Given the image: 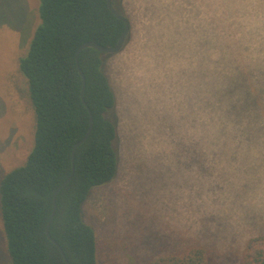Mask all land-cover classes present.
I'll list each match as a JSON object with an SVG mask.
<instances>
[{"label":"rangeland","instance_id":"374dc122","mask_svg":"<svg viewBox=\"0 0 264 264\" xmlns=\"http://www.w3.org/2000/svg\"><path fill=\"white\" fill-rule=\"evenodd\" d=\"M225 2L264 7V0L112 4L131 29L122 49L104 56L117 100L118 169L82 208L97 234L98 264H150L192 245L215 264H239L245 240L264 234V147L225 145L231 134L209 107L205 29L212 6ZM38 5L0 0V178L33 146L34 111L18 59L39 22ZM0 264H9L1 234Z\"/></svg>","mask_w":264,"mask_h":264},{"label":"trees","instance_id":"16d2710c","mask_svg":"<svg viewBox=\"0 0 264 264\" xmlns=\"http://www.w3.org/2000/svg\"><path fill=\"white\" fill-rule=\"evenodd\" d=\"M257 5L214 4L206 24L209 107L231 134L225 145L264 147V7ZM37 12L39 22L18 59L34 111L33 146L21 165L0 178L3 249L9 264H66L46 225L53 195L74 167L71 181L57 194L49 234L69 264H98L97 234L82 208L93 188L112 181L118 169L117 100L104 72L108 54L85 48L77 61L75 54L87 41L114 46L124 23L107 0H39ZM77 64L85 80L83 97ZM89 110L91 132L72 160L75 144L88 131ZM220 127L214 133L221 134ZM239 257V264H264V234L246 239ZM150 264L215 263L206 248L192 245L161 253Z\"/></svg>","mask_w":264,"mask_h":264},{"label":"water","instance_id":"95a60500","mask_svg":"<svg viewBox=\"0 0 264 264\" xmlns=\"http://www.w3.org/2000/svg\"><path fill=\"white\" fill-rule=\"evenodd\" d=\"M107 6H108V9L110 10V12L119 20H121L123 23H124V30L123 32L121 33V35L119 36L116 44L112 47H103L101 46L100 44H97L93 41H87V42H83L79 47L78 49L76 50V54H75V58H76V61H77V58H78V54L80 53L81 50L85 49V48H93L97 51H99L100 53H103V54H115V53H118L123 45H124V42L128 36V33H129V22L127 21V19L121 15L112 5V0H107ZM77 67H78V70H79V73L81 74L82 76V80H83V88H82V97H83V93H84V88H85V80H84V75L82 73V70L80 69V67L78 66L77 64ZM89 115H90V121H89V128H88V131L87 133L85 134V136L79 140L74 148H73V152H72V160L74 159V153H75V150L76 148L81 144L83 143L86 138L89 136L90 132H91V129H92V124H93V119H92V114H91V111L89 110ZM73 174H74V167H72V170H71V173L70 175L62 182V184L56 189L54 195H53V198H52V210H51V213H50V216H49V219H48V222H47V225H46V235L47 237L49 238V240L59 248L60 252L62 253V256L66 262V264H69L68 261L66 260L65 258V255L63 254L62 252V249L60 248V246L58 245V243L50 236L49 234V227H50V224L53 220V217H54V214H55V210H56V197H57V194L59 193V191L64 187L66 186V184H68L72 177H73Z\"/></svg>","mask_w":264,"mask_h":264}]
</instances>
